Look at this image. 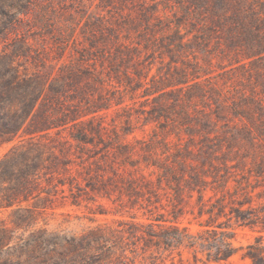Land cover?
Wrapping results in <instances>:
<instances>
[{
    "label": "rangeland",
    "instance_id": "obj_1",
    "mask_svg": "<svg viewBox=\"0 0 264 264\" xmlns=\"http://www.w3.org/2000/svg\"><path fill=\"white\" fill-rule=\"evenodd\" d=\"M10 63L38 91L0 137V264H85L132 230L104 262L206 264L195 243L143 253L150 224L224 231L240 254L264 236V0H0V88ZM30 143L52 157L22 193Z\"/></svg>",
    "mask_w": 264,
    "mask_h": 264
},
{
    "label": "trees",
    "instance_id": "obj_2",
    "mask_svg": "<svg viewBox=\"0 0 264 264\" xmlns=\"http://www.w3.org/2000/svg\"><path fill=\"white\" fill-rule=\"evenodd\" d=\"M34 82L30 78L22 77L19 69L13 63L6 66L3 85L0 88V137L12 141L25 131L26 123L37 103L38 86ZM13 100L20 103L19 108L13 107L15 103ZM13 153L15 154L13 158H18L20 161L22 179L20 185L23 188L22 193H26L29 182L36 175L34 172L39 168L46 167L45 162L50 159L51 155L49 156L44 146L39 143H30L27 146L21 145ZM24 199L27 200L28 195L24 194ZM262 208L264 209V206ZM255 212L254 209L246 211V214H248V216H244L246 222L240 226L253 229L255 225L253 214ZM262 213L260 233H264V211ZM133 229H137V227ZM126 233H129L128 237L125 236ZM133 233L134 230L129 232L115 231L113 232V237L98 238L96 241H102V244L95 249L92 248V244L89 242L84 250L83 257H87L93 251L97 253L88 255L91 261H86L87 263L85 264H108V262L104 261L109 259L111 255L122 254L129 249L126 239L137 235ZM8 235V231L4 230L0 236V247L8 245ZM139 238L144 239L145 242V246L142 247L143 253L150 252L152 256L155 252L164 253L175 250L186 243L190 246L195 243V247L200 246L203 248L206 254V264H229L231 260L238 256L243 260L249 259L251 264H264L263 235L255 243L249 244L246 247V251L242 254L231 245L230 238L224 231L218 233L216 230H204L194 235L189 234L176 224H162L158 230L150 224L142 230ZM130 251L133 252V250ZM8 263V261H5L3 264Z\"/></svg>",
    "mask_w": 264,
    "mask_h": 264
}]
</instances>
